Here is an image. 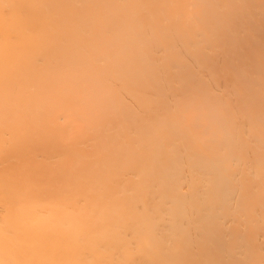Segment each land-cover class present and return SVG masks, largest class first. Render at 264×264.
I'll return each instance as SVG.
<instances>
[{
    "label": "bare ground",
    "instance_id": "1",
    "mask_svg": "<svg viewBox=\"0 0 264 264\" xmlns=\"http://www.w3.org/2000/svg\"><path fill=\"white\" fill-rule=\"evenodd\" d=\"M0 264H264V0H0Z\"/></svg>",
    "mask_w": 264,
    "mask_h": 264
}]
</instances>
